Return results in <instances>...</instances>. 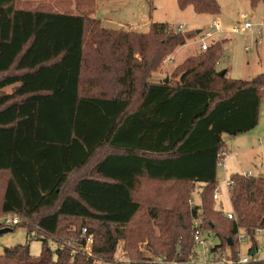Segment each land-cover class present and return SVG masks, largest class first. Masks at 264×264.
Segmentation results:
<instances>
[{"label": "trees", "instance_id": "obj_1", "mask_svg": "<svg viewBox=\"0 0 264 264\" xmlns=\"http://www.w3.org/2000/svg\"><path fill=\"white\" fill-rule=\"evenodd\" d=\"M72 1L84 12L26 9L18 0H0V173L7 176L0 215H20L19 224L45 234L40 257L31 254L29 244H18L5 248L0 264L111 262L121 240L126 256L138 253L132 264H141L135 230L128 229L142 213L149 226L137 240L145 239L151 254L165 263L190 260L198 218L221 238L213 252L226 246L237 255L241 231L255 248V231L264 227V174L230 175L236 218L212 205L223 136L257 126L264 73L253 80L231 79L227 70L222 75L216 68L222 47L216 42L206 54L187 58L176 83L139 85L130 34L104 27L95 32L98 24L88 15L95 0ZM249 1L253 8L264 3ZM178 5L200 14L221 11L217 0H178ZM88 32L94 34L91 40ZM144 35L161 37L159 55L145 64L146 79L165 55L192 38L163 22ZM90 44L94 48L88 51ZM9 86L11 93L5 92ZM86 169L71 187V178ZM200 183L203 204L191 208L188 194ZM157 184H175L183 192L171 205H164L160 194L144 199ZM66 221L77 224L63 225ZM63 237L75 241L78 251ZM50 238L58 243L55 251Z\"/></svg>", "mask_w": 264, "mask_h": 264}, {"label": "rangeland", "instance_id": "obj_2", "mask_svg": "<svg viewBox=\"0 0 264 264\" xmlns=\"http://www.w3.org/2000/svg\"><path fill=\"white\" fill-rule=\"evenodd\" d=\"M217 1L221 7L220 13L218 15H206L197 13L192 6L181 9L178 5V0H95L94 7H96L92 12L90 11L88 15L98 24L95 32L96 30L98 32L100 28L104 27L109 30H115L120 36L123 34H130L134 49L136 81L137 84L142 85L146 80L149 82H163L168 79L170 82L176 83L183 73V68H187V65H185L187 63L185 62L188 57H197L208 52H200L196 30L203 28L214 16L220 20L224 28H229L237 24L240 13L247 11L250 13L252 21L255 24V33L251 31H247L244 34L228 33L226 39L219 41L222 51L220 53V58L217 60L218 63L216 64V68L219 71L227 70V76L231 79L253 80L258 75L264 73V3L253 8L249 5L247 0ZM58 2H60V0H18L17 6L26 9L65 11L74 14L84 12L83 10H78L75 2L72 0L67 5ZM157 22L168 23L175 31H178V26L180 24H184L186 30L183 32H191L192 38L189 39L184 46L165 55L159 64V68L146 79L145 64L146 62L151 64L154 61V57L159 55L158 50L160 48V41L158 38L161 37H151L144 34L150 30L153 23ZM258 30H261L262 36L258 35ZM93 36V33L89 34L88 32V39L91 40ZM92 46L93 45L90 44L87 50L91 51L94 48ZM171 58H173L172 61H170ZM13 87L14 86L7 87L5 92L11 93ZM223 141L225 142V149L230 156L226 161V166L219 167L217 170V176L220 182L233 172L244 173L252 171L253 174H262L260 171H263L264 174V98L261 104L257 126L240 135L233 136L225 134L223 136ZM236 152L237 154H235ZM88 169L74 175L70 180V186L72 187L79 178L86 176ZM6 177V175L0 173V196L3 192V184ZM148 191L150 194H145L143 197L144 199L160 194L159 198L164 200L163 204L171 205L173 199L180 196L183 189L175 184H157L149 186ZM202 191L203 187L197 184L190 192V195L188 194V196L191 197L189 199L191 208L203 204L201 196ZM182 196H184V194ZM193 204L195 205L193 206ZM212 206L214 210H220L224 215H227V213L233 209L231 197L224 187H222L221 199L217 201L214 200ZM201 212L202 210H199V214ZM224 215L219 214L217 216L228 224L229 222L225 219ZM16 216L23 221L20 215H13L12 218ZM198 219L202 223V220L200 218ZM2 221H4L3 217L0 218V222ZM73 223H75V221H66L62 224L68 225ZM29 226L32 228L36 227L34 223L29 224ZM148 226V219L145 217V214L142 213L128 229L135 230L133 232L135 243L138 251L142 253L139 260L141 264H216L215 261L220 259L217 253L212 254V248L221 243V238L215 231L205 229L204 238L206 240V250L203 245L193 244V254L189 261L165 263L160 257L151 254L147 248V241L145 239H141L140 241L137 240L144 235ZM10 227L12 231L0 235V255L4 253L7 247H14L18 244H29L31 254L34 257L41 256L44 241L40 238L45 236L44 233L39 232L37 228H35L34 232H30L29 229L22 224H11ZM76 227H74V229ZM221 227H223V225H221ZM228 233L229 232L226 230L225 236H228ZM63 234H61V236H63ZM63 239L66 240L67 243L65 241H62V243L65 242V244L77 248V251L80 248L75 241L67 240V237H63L62 240ZM79 239L82 240V237ZM62 243L61 245H63ZM251 244L252 240L243 241L238 245L239 252L246 253ZM125 245L126 240H121L118 250L111 262L98 261L96 264H132V259H135L138 253L134 252L132 258L126 256ZM48 246L55 251L58 247V243L50 238L48 239ZM258 246L259 249L255 258L264 259V241L262 239H258ZM227 249L229 248L225 246L223 250ZM82 253H84V251ZM73 254L75 253L73 252ZM205 259L211 260V262L207 263Z\"/></svg>", "mask_w": 264, "mask_h": 264}, {"label": "built area", "instance_id": "obj_3", "mask_svg": "<svg viewBox=\"0 0 264 264\" xmlns=\"http://www.w3.org/2000/svg\"><path fill=\"white\" fill-rule=\"evenodd\" d=\"M254 29H255V24L252 21V17L250 15V13H248L247 11L240 13L239 20H238L237 24H235L234 26H231L229 28H224V26L222 25V23L220 22V20L218 18H212L209 21V23H207L203 28L196 30V36L198 37V43H199V50H200V52H207L213 44H215L216 42H219L221 40L226 39V36L228 33L244 34L247 31H251V32L255 33ZM185 30H186V28H185L184 24H180L178 26V31L183 32ZM258 35L262 36L261 30L258 32ZM172 59L173 58H171L170 61H172ZM228 158H229L228 151L224 148L221 149L218 153L217 167L218 168L219 167H225L226 161ZM242 174L244 176L254 175L252 171L244 172ZM233 182L234 181L230 176L225 177L221 182L219 181L217 184V187L215 189L214 195H213L214 199L216 201L221 199L222 187H224L226 189V192H228L229 195L231 196V190L233 187ZM194 205L195 204H193V206ZM192 208H194V207H192ZM227 216L230 219L236 218V214L234 213L233 210L228 212ZM1 223L5 224L7 226H10L11 224L16 225V224L21 223V219L18 216L14 217L12 219L5 218L4 221H2ZM192 229H193L192 235H193L194 244L203 245L204 249L206 250V248H205L206 240L204 238L205 229L202 227V223L200 222L199 219L193 220ZM86 233H87V228H83V234H86ZM255 236L257 239L256 247L253 248L254 246H252V244H251L250 248L248 249V251L246 253L239 252V250H238V254L235 255V254H233V252L231 251L230 248L227 250H223L222 248H219V249H217L216 252L212 251V254L217 253L220 257V259L215 261L216 264H249L250 262L255 260L256 259L255 255L259 249L258 239H262L264 241V227H260V228L256 229ZM245 240H250V237L247 233H245L244 231H241L238 235V243L241 244ZM93 241H94L93 235L92 234L88 235L87 236V242H86V250L88 252L91 251ZM252 250H255L254 256L251 255ZM208 253H210V252H208ZM214 255H216V254H214ZM205 261L207 263L211 262V260H207V259H205Z\"/></svg>", "mask_w": 264, "mask_h": 264}, {"label": "water", "instance_id": "obj_4", "mask_svg": "<svg viewBox=\"0 0 264 264\" xmlns=\"http://www.w3.org/2000/svg\"><path fill=\"white\" fill-rule=\"evenodd\" d=\"M221 74L224 75V74H225V70L221 71ZM168 81H169V80L166 79L165 82H168ZM11 230H12V228H10V227H3V226H2V223L0 222V235H1V234H4V233H7V232H10ZM228 244H229L230 246L233 244V239H232V238L229 239V243H228ZM251 255H252V256L255 255V250H252V251H251Z\"/></svg>", "mask_w": 264, "mask_h": 264}, {"label": "crops", "instance_id": "obj_5", "mask_svg": "<svg viewBox=\"0 0 264 264\" xmlns=\"http://www.w3.org/2000/svg\"><path fill=\"white\" fill-rule=\"evenodd\" d=\"M247 1H248L249 5H250V1H249V0H247ZM252 9H253V8H252ZM206 15H208V14H206ZM217 15H218V14H217ZM214 18H216V16H214ZM114 88H115V87H114ZM114 88H110V89L112 90V89H114ZM116 88H117V89H116V92H118V90L121 89V88L118 87V86H116ZM262 102H263V100H262ZM235 154H237V152H236ZM229 156H230V154H229ZM233 173H234V172H233ZM257 173H258V172H257ZM260 173L263 174V171H260ZM200 185L203 186V184H201V183H200ZM225 190H226V189H225ZM232 210H233V209H232ZM232 210H231V211H232ZM229 212H230V211H229ZM2 217H3L4 219H5V218H10V219H12L13 215H9V214H8V215H5V214H4V215H0V218H2Z\"/></svg>", "mask_w": 264, "mask_h": 264}]
</instances>
